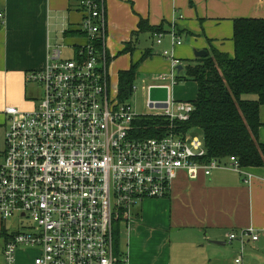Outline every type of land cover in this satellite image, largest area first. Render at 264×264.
Listing matches in <instances>:
<instances>
[{
    "label": "built area",
    "instance_id": "1",
    "mask_svg": "<svg viewBox=\"0 0 264 264\" xmlns=\"http://www.w3.org/2000/svg\"><path fill=\"white\" fill-rule=\"evenodd\" d=\"M80 5L86 45L71 58H63L60 45L49 46L44 68L27 75L28 83L43 88L39 105L29 111L10 106L4 112L9 125L0 154V222L18 215L36 226L5 242L0 264H17L18 251L29 248L40 252L33 264H117L114 226L121 215L126 222L146 200L166 198L180 173L195 181L217 169L243 172L235 157L202 163L207 152L198 137L139 140L132 135L141 116L113 95L105 0ZM5 23L0 12V28ZM155 37L160 45L164 34ZM171 38L174 46L182 45L176 33ZM163 55L172 71L148 92L167 88V106L149 98L148 108L158 113L144 116L188 121L193 105L171 97L181 63L168 51ZM229 240L240 242L236 264H241L244 245L258 235L244 229Z\"/></svg>",
    "mask_w": 264,
    "mask_h": 264
},
{
    "label": "crops",
    "instance_id": "2",
    "mask_svg": "<svg viewBox=\"0 0 264 264\" xmlns=\"http://www.w3.org/2000/svg\"><path fill=\"white\" fill-rule=\"evenodd\" d=\"M81 1L0 0V12L6 16V23L0 28L1 111L10 106L24 111L34 107L35 103L29 101L27 75L44 68L48 47L57 45L51 41L57 35L66 40L84 38V43L71 46L73 51L86 45V36L80 32ZM105 3L108 22L105 46L111 58L112 79L120 56H134L122 54L129 42H135L136 53L140 38L152 37L138 33L141 20L153 27L164 25L170 31L164 34L157 50H146H152L153 54L146 60L150 67L166 73L172 71V64L164 51L171 50V57L179 60L183 68L185 61L196 59V51L216 49L233 57V21L264 19V0H105ZM65 31L79 34L65 36ZM173 32L186 44L182 41L181 46H174ZM179 67L177 70L181 72L183 69ZM260 121L259 140L264 145V107ZM2 225L0 222V230L5 229ZM244 229L255 230L258 240L246 242L241 264H264V167L243 169L242 173L217 169L195 181L180 173L166 198L146 200L123 224L119 262L236 264L241 244L230 242L229 235ZM28 250L34 253L29 259L33 264L40 252L33 248L22 251ZM20 261L18 264L23 263L21 258Z\"/></svg>",
    "mask_w": 264,
    "mask_h": 264
},
{
    "label": "trees",
    "instance_id": "3",
    "mask_svg": "<svg viewBox=\"0 0 264 264\" xmlns=\"http://www.w3.org/2000/svg\"><path fill=\"white\" fill-rule=\"evenodd\" d=\"M138 33L155 35L169 33L164 25L150 26L141 20ZM78 32L65 31V36ZM135 37L137 35H134ZM234 56L211 49L206 58L185 61L177 74V82H194L197 96L189 101L194 107L185 122L165 117L141 116L134 122L132 135L139 140L163 139L170 134L186 136L193 129L202 132L206 156L201 162L226 161L235 157L243 169L264 167V145L259 140L261 108L264 107V19L241 18L233 21ZM131 41L122 54L134 55ZM146 51L131 67L118 75V98L131 97L140 65L152 56ZM125 223L121 217L114 226L115 255L120 260V232ZM3 226V225H2ZM1 226V227H2ZM3 227L0 239H12ZM117 264H121L119 261Z\"/></svg>",
    "mask_w": 264,
    "mask_h": 264
},
{
    "label": "rangeland",
    "instance_id": "4",
    "mask_svg": "<svg viewBox=\"0 0 264 264\" xmlns=\"http://www.w3.org/2000/svg\"><path fill=\"white\" fill-rule=\"evenodd\" d=\"M185 39V38H183ZM157 38L150 37L149 35H144L140 38V43L137 49V52L134 54L133 57L121 55L119 60L114 65V77L112 79V89L113 95L115 97L119 94L118 89V74L119 71L127 70L130 67V62H137L140 58V55L145 52L147 49H154L157 50L160 46L157 45ZM164 40V38L162 39ZM53 44L60 45L62 47L63 58H71L73 50L71 46L74 44H82L85 42V39L82 37H76L74 39L66 40L64 39L61 34L57 35L56 39L51 40ZM183 44H186V41L182 40ZM170 54H172L171 50H166ZM165 52V51H164ZM163 52V53H164ZM150 62L144 61L138 70L137 79L134 82L135 90L132 92L131 97L128 98L126 101L127 104L131 105L132 111L136 113L138 116L150 115V114H157L158 111L150 110L148 108V101H149V92L148 87L154 80H158L162 74L170 75V72L167 71L166 73H162L164 71H158L157 69L150 67ZM28 83V82H27ZM28 96L29 101L35 103L36 106L39 105L43 98V88L41 85L28 83ZM197 96V85L194 82H176V84L172 87L171 90V97L174 101L178 102H189L193 101ZM29 106L26 107L28 109ZM32 108V106H31ZM9 125L8 117L4 114V110H0V154L5 152L6 143H5V135L7 131V127ZM190 137H198L202 140V132L198 129H193L188 133ZM6 231L9 234L18 233L23 228H30L34 227L35 224L30 220V218L22 219L18 215L8 219L6 222L3 223ZM121 232L123 233V225L121 226ZM121 232H120V239H121ZM4 238L0 239V263L3 262V249H4ZM20 249L17 253V260L18 263L20 258L22 259V264H30L29 259L30 256H34V253L28 250L26 253ZM33 251V250H32ZM34 252V251H33ZM17 263V264H18ZM21 263V261H20Z\"/></svg>",
    "mask_w": 264,
    "mask_h": 264
},
{
    "label": "water",
    "instance_id": "5",
    "mask_svg": "<svg viewBox=\"0 0 264 264\" xmlns=\"http://www.w3.org/2000/svg\"><path fill=\"white\" fill-rule=\"evenodd\" d=\"M208 56V52L206 51H196L195 52V58L201 59L206 58ZM183 67L180 66L179 70H182ZM180 73V72H178ZM149 98L151 102H159L158 105L160 108H166V103L169 99V90L167 88H161V87H152L149 91ZM220 244V243H216Z\"/></svg>",
    "mask_w": 264,
    "mask_h": 264
}]
</instances>
